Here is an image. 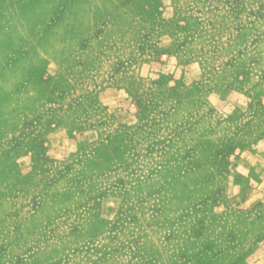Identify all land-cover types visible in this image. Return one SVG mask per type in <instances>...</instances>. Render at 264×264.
Returning <instances> with one entry per match:
<instances>
[{
  "label": "rangeland",
  "instance_id": "374dc122",
  "mask_svg": "<svg viewBox=\"0 0 264 264\" xmlns=\"http://www.w3.org/2000/svg\"><path fill=\"white\" fill-rule=\"evenodd\" d=\"M238 120L264 0H0V264L261 260Z\"/></svg>",
  "mask_w": 264,
  "mask_h": 264
},
{
  "label": "crops",
  "instance_id": "0c3cea01",
  "mask_svg": "<svg viewBox=\"0 0 264 264\" xmlns=\"http://www.w3.org/2000/svg\"><path fill=\"white\" fill-rule=\"evenodd\" d=\"M246 122L247 121H245V123ZM236 126H238V128L242 127L243 129L241 133L238 130V140L240 136L245 134L246 142L244 145L240 144L238 146V150L235 152L236 160L234 169L232 167L231 171L238 172V180L241 176H249L251 178V182L247 184L246 189H251L253 197L249 200L247 198L244 199L247 205L256 200L258 203H264V136L258 138L256 143H253V125L248 123L245 126L242 121L238 120V125ZM243 182L244 181L241 183ZM243 184L246 185V182ZM241 188H243V186H241ZM238 202L241 201L238 200ZM253 264H264V257L261 260L257 259L256 263Z\"/></svg>",
  "mask_w": 264,
  "mask_h": 264
}]
</instances>
